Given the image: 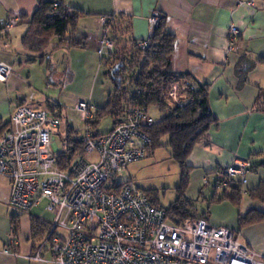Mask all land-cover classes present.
<instances>
[{"label":"built area","instance_id":"2783aa9c","mask_svg":"<svg viewBox=\"0 0 264 264\" xmlns=\"http://www.w3.org/2000/svg\"><path fill=\"white\" fill-rule=\"evenodd\" d=\"M59 2L54 0L53 7ZM240 4L252 6L253 2ZM160 19L158 12L149 16L148 36L135 40L140 51L151 45ZM110 21L111 17L100 19L102 36L96 49L100 58L115 48L108 34ZM18 23L17 18L6 19L0 36ZM237 37L238 30L230 26L227 52L234 50ZM11 73L12 66L0 62V81L5 82ZM190 89L196 86L191 83ZM161 100L167 113L192 102L177 81ZM73 109L85 123L83 153L66 169L56 164L60 151L54 139L61 125L56 112L17 104L0 133V176L10 185L7 204L27 212L46 201L52 220L39 246H48L53 264H264V257L239 242L231 229L213 226L201 216L176 222L130 181L116 180L130 163L147 156L150 139L142 128L157 122L147 109H127L123 118L98 136L90 130L95 109L84 101L76 102ZM92 154L95 159H88ZM248 173L246 161H235L219 172L215 185L224 189L237 184L243 190ZM32 258L39 260L38 252Z\"/></svg>","mask_w":264,"mask_h":264},{"label":"crops","instance_id":"0c3cea01","mask_svg":"<svg viewBox=\"0 0 264 264\" xmlns=\"http://www.w3.org/2000/svg\"><path fill=\"white\" fill-rule=\"evenodd\" d=\"M247 1H252L253 5L240 4ZM60 2L66 8L76 9L82 13L74 37L77 41L83 42L84 47H57V42L53 41L44 63H39L36 58L28 60V55L20 43L38 0H0V25L6 19L19 20L17 25L0 36V62L12 66V74L5 81L11 82V85L6 91L7 101L3 102L0 108V129L9 121L11 112L17 104L26 103L33 108H45L36 106L39 102H34L33 92L27 95L19 88L21 82L30 88L28 70L31 67L40 69L46 85L62 87L60 82H64L66 74L71 72L67 55L73 49L96 52L98 40L102 36L100 22L102 17L123 18L126 37L140 40L149 34V16L153 12H158L165 21V31L175 36L171 56L172 72L189 74L195 86H207L208 107L217 118V122L209 127L186 159V164L190 167V189L197 179L198 183L195 186L200 188V193L211 185L212 195L215 196L219 191L214 187L219 172L235 161H246L249 164V173L241 190V202L239 207H236V217L238 218V214L244 215L250 209L264 213V204L251 201L248 197V191L255 189L264 178V170L259 166L264 161V113L253 108L258 89L264 88V63H256L240 87L235 76V64L239 57L244 56L251 61H257L264 56V0H60ZM230 26L238 30L237 46L233 51L227 52L226 33ZM51 75L57 83L51 81ZM44 101L50 102L49 99L42 102ZM84 102L96 108L89 99ZM54 104L59 105L56 102ZM151 108L159 118L153 117L154 113H150ZM147 111L157 121L167 113L160 112L156 107H150ZM123 181H130L132 184L130 179ZM9 192L8 180L0 176V208L6 207L8 211L9 209L12 211L9 214L12 220L11 218L0 220V264H53L48 246H39L45 232L39 234L38 229L31 226V223L35 222L37 226L46 227L50 220L32 214L30 212L32 208L27 212H19L9 207L7 204ZM229 193L228 189L225 194ZM190 201L194 208L193 200ZM202 214L204 216H201ZM196 215L204 217L213 226L231 229L239 242L264 257V222L237 231V219L236 222L212 223L207 212ZM4 250H8V253H4ZM37 252L39 260L32 258Z\"/></svg>","mask_w":264,"mask_h":264},{"label":"trees","instance_id":"16d2710c","mask_svg":"<svg viewBox=\"0 0 264 264\" xmlns=\"http://www.w3.org/2000/svg\"><path fill=\"white\" fill-rule=\"evenodd\" d=\"M53 4L54 0H38L37 7L27 22V29L21 36L20 43L28 55V60L36 58L39 63H44L49 51L48 47L53 41L57 42V47H84V43L77 41L74 37L82 13L76 9L66 8L61 2L56 7H53ZM110 17L111 21L107 25L108 34L116 36V34L120 35L123 31L125 32V20L121 17ZM123 34L126 36L125 33ZM174 45L175 36L165 31L163 18L154 27L151 45L146 51H140L135 45V40L127 37L115 42L113 52L104 61L105 71L103 73L112 82L113 91L108 96L105 105L95 109L91 126L95 128L103 116H110L113 126L125 116L129 108L149 109L156 107L160 112H167L166 106L161 100L162 94L172 82H179L183 88V93L191 97L192 102L181 110H172L170 113H166L159 121L142 128V130L150 139V144L147 147L148 155L160 147L161 140L167 137L166 145L170 150V157L177 163L180 173L179 182L175 187L176 198L168 208L158 204L155 192H143L154 206L164 210L167 218L181 222L187 218L197 217L194 212H191L193 207L191 201L185 197L190 171L186 159L209 127L217 122V118L208 107L207 86L197 85L196 90H191L190 84H193V79L189 74L172 72L171 56ZM107 60L110 61L108 66ZM256 63H264V56L257 61H251L244 56L238 58L235 64L238 87L245 83L247 73ZM123 71L130 72L128 77L130 90L124 84ZM54 108H56V114L60 116L61 108L59 105H48V109L51 111H54ZM253 108L264 113V88L258 89ZM8 124L9 122H6L2 125L0 133ZM68 130L72 132H68L70 134H66L62 139L65 144L64 149L56 157V164L59 169H66L77 156L83 153L81 137H75L77 132L74 129L69 128ZM94 135L100 134L96 132ZM259 166L264 170V161ZM214 187L216 190L218 189L216 185ZM228 189L230 193L225 194ZM222 190L224 194L220 200H228L232 205L239 207L241 202L240 186L231 184ZM248 197L251 201L264 204V178L255 189L248 191ZM259 222H264V213L250 209L244 215L238 214L237 231ZM31 226L37 228L39 234L47 230V226L42 225L40 227L35 222H32Z\"/></svg>","mask_w":264,"mask_h":264},{"label":"rangeland","instance_id":"374dc122","mask_svg":"<svg viewBox=\"0 0 264 264\" xmlns=\"http://www.w3.org/2000/svg\"><path fill=\"white\" fill-rule=\"evenodd\" d=\"M122 30V29H121ZM123 33H125L123 31ZM120 33V35H109L114 42L119 39H124L126 36ZM237 46V45H236ZM48 47V50H50ZM105 56L101 61L95 51L73 49L68 55L67 60L70 66V73L66 74V80L60 86L46 85L44 77L37 67L33 66L28 70L30 88L27 84L19 83V88L24 94L33 92L34 102L38 107H45L48 109L49 104L58 103L61 112L60 119L61 125L55 135L54 143L59 149L63 150L65 145L62 139L69 135L72 131L69 128L74 129L77 132V136L81 137L84 134L85 123L80 118L79 114L73 109L74 104L78 101H87L88 99L97 108H101L105 102H107L108 96L111 94L113 85L110 79L104 76L105 71ZM110 61L107 60V66ZM123 71L124 84L130 90V84L128 77L130 72ZM12 74V73H11ZM51 78L53 82L57 83L54 76ZM18 84V81L17 83ZM11 82L0 81V108L3 106V102L6 100V91ZM49 99V101H44ZM95 108V109H96ZM51 111V109H48ZM56 111V108H54ZM150 113H154L153 117L159 118L155 110L151 108ZM112 127V119L110 116H103L98 122L97 126L90 130L92 133H105ZM70 132V133H68ZM167 137L161 140V146L154 150V153L147 154L146 157L130 163L126 169L116 178L118 182L125 179H130L134 186L138 187L142 191H151L157 194L158 204L164 208H168L176 198L175 187L179 182V167L177 163L170 157V150L168 149ZM78 157V156H77ZM88 159H95V155H89ZM195 180V178H194ZM197 179L195 183H192V189H190V173L188 186L185 191V197L189 200H193L194 208L191 212L194 214H201L207 212L212 223L218 221L236 222V206L232 205L228 200H220L222 198L223 190L218 188V193L212 195L211 185L204 188L200 193V188H196ZM194 185V186H193ZM196 185V186H195ZM188 193V194H186ZM46 202H42L38 207L32 208L30 212L36 216H41L44 219L52 220V215L45 211ZM231 207V209H230ZM5 207L0 208V220L11 218V213ZM2 218V219H1ZM12 220V218H11ZM58 233H64L58 230Z\"/></svg>","mask_w":264,"mask_h":264}]
</instances>
